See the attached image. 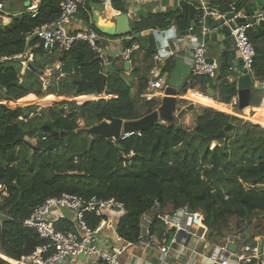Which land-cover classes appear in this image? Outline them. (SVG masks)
<instances>
[{"label": "trees", "instance_id": "obj_1", "mask_svg": "<svg viewBox=\"0 0 264 264\" xmlns=\"http://www.w3.org/2000/svg\"><path fill=\"white\" fill-rule=\"evenodd\" d=\"M64 1L40 0L35 18H30L25 10L12 18L9 25H0V255L5 257L0 258V264L19 261L43 244L23 222L45 199L62 194L84 199L113 198L122 202L124 212L119 215L115 230L123 243L138 242L140 218L155 201L168 214L184 206L198 212L206 240L213 244H223L232 234L233 219L238 234L250 230L251 240L264 236V189L261 188L264 187V128L261 127L264 125L241 120L224 138L216 139L215 135L230 122V116L211 108H199L191 129L178 119L172 124L158 122L140 132V136L118 143L86 133L87 129L111 119L136 121L158 109V98H141L152 68V55L145 49L142 33L166 30L170 23L179 33L190 28L197 31L203 12L196 9L197 5L181 3L175 11L142 15L132 22V33L126 36L129 39L125 47L138 44V49L132 53L131 68L126 76L123 59L112 60L111 67L105 68L103 59L84 41L74 42L68 52L57 48L46 51L34 37L25 43L26 33L59 16ZM123 1L112 0V7L126 13ZM90 2L100 4L101 0L81 3L75 18L100 37L111 38L101 35L89 24ZM243 2L210 0L207 6L210 11L225 15L231 5L241 10ZM205 23L210 29L219 28V22L211 17H207ZM219 32L225 40L231 36L230 30L225 28ZM247 35L255 51L252 75L255 82L263 85L264 23L250 29ZM205 42L207 51L213 50L207 37ZM27 49L31 50L32 64L37 71L45 72L46 67L59 62L60 67L53 72L46 88L37 72L27 69L21 74L23 60L15 57ZM3 58L7 60L1 61ZM235 58L233 50L222 51L215 78L191 76L179 95H185L196 86L206 93L213 85L214 99L229 105L237 95L236 82L229 80L232 75L229 67ZM169 62L167 59L163 73L169 71ZM102 72L108 76L106 87L112 96L109 99L87 101L80 106L73 101H61L43 109L35 104L20 105L29 95L36 100L49 95L79 96L74 95L75 87L71 82L75 79L91 81ZM93 93L89 90L84 94ZM263 94V91L252 90L250 105L257 108ZM45 123H52L54 128H43ZM261 123L264 124V120ZM62 132L74 135L63 147L45 153L47 145L65 141L67 136ZM21 134L35 141L33 147L26 142L12 145ZM219 171L223 177L217 179ZM85 219L94 228L102 218L86 214ZM72 225V220L65 219L54 223L57 231H67ZM163 233L160 231V238ZM171 235L167 232L165 238L169 240ZM255 263L254 259L246 262Z\"/></svg>", "mask_w": 264, "mask_h": 264}, {"label": "built area", "instance_id": "obj_2", "mask_svg": "<svg viewBox=\"0 0 264 264\" xmlns=\"http://www.w3.org/2000/svg\"><path fill=\"white\" fill-rule=\"evenodd\" d=\"M139 1L142 2L144 0ZM81 3V0H65L60 5L59 16L53 22L42 25L26 33L24 37L25 43L27 44L30 38L34 37L42 43L43 49L46 51L57 48L60 51L68 52L71 50L74 42L84 41L93 52L101 57L103 53V38L94 30L89 29L74 35H69L68 33L67 26L75 17ZM100 4L104 8V12L106 10H112V0H101ZM37 10V1L31 2L26 8V11L30 14V18L32 19L35 18ZM1 11H3L2 3H0V12ZM230 14H233L232 21L240 18L246 21L243 25L236 24L235 27L230 30L234 42L236 60H234V63L229 67V71L232 74L229 80L236 82L242 75L241 69L246 70V72L253 77L251 66L255 51L249 41L247 32L253 27L264 23V5L252 16L241 14L240 10H236L235 6H231ZM205 15L212 16L214 13H205ZM204 31H207V29H204ZM173 41L176 49H182L189 53V69L191 76H207L210 79L215 78L218 65L214 62H207V49L204 41L185 38ZM135 50V45H131L124 50L122 56L129 62ZM161 51L165 52L166 50L162 49ZM169 54L170 50L168 49L167 56ZM15 58L23 60L21 62L23 65H25L26 61H32L30 54H21ZM161 59L163 58L158 54H155L153 57L154 63L150 70L147 90L146 93H144L145 95H142V98L145 100L153 99L154 94L162 92L165 87L164 75L159 68ZM4 60H7V58H3L1 61ZM239 62H241V69ZM43 85L44 88H46L45 83ZM111 97L110 95H101L94 96L93 99L97 101L99 99L106 100ZM263 102L264 94L259 109L262 107ZM230 105L238 110L237 95L232 98ZM254 114L255 111L253 112V115ZM132 136H140V132L120 133L117 140L113 138H110V140L114 143H118ZM41 140L45 141V137H42ZM62 211H68L73 215V225L67 231L55 230L54 223L58 219L51 218L56 214L55 217L59 216ZM123 212L124 204L113 198L84 199L71 194H62L59 197L47 198L41 205L37 206L28 219L23 222V226L33 230L39 239L43 241V244L36 247L32 254L21 257L19 261L8 262L11 264H72L74 261L84 260L86 264H123L120 260L121 255L125 252L127 247L134 245L123 243L121 238L116 234L115 223L119 215ZM86 214H91L102 219L96 227L92 228L85 219ZM104 215H106L107 218H103ZM154 223L161 224L165 228L166 233L171 232L172 229L174 230V232H171L172 235L169 240L163 237V243L157 245V249L162 257L167 254L170 247L176 245L181 246L188 237L189 240L194 239L197 242L204 240L203 236L200 234V229H202L201 215L198 212H189V209L184 206L168 214L165 213L155 201L153 206L147 212L143 213L140 218V234L138 242L135 243V245L148 247L152 244L149 241H145V239L150 238L149 231ZM105 230L115 236L114 238L117 243H122L123 245L120 247L106 248L104 246V239H101L102 235H105ZM229 238L230 237H228L223 244L214 246L208 257V260L212 264H228L233 257L241 264H246L250 259H254L256 261L255 264H262L257 248L245 246L242 248L240 254H234L230 251L228 249ZM237 238L240 239V236H237Z\"/></svg>", "mask_w": 264, "mask_h": 264}, {"label": "crops", "instance_id": "obj_3", "mask_svg": "<svg viewBox=\"0 0 264 264\" xmlns=\"http://www.w3.org/2000/svg\"><path fill=\"white\" fill-rule=\"evenodd\" d=\"M209 1L210 0H144L141 2L139 0H124L123 4L126 10V13L117 11L112 7L111 11L106 10L105 12L101 14L107 20L112 19L117 14H126L129 17V20L132 24V22L138 21L139 17L142 15L175 11L176 9L180 8L181 3H184L189 6L197 5L196 9L203 12V16L201 19V27L199 30H197V31H200L201 34L197 36L196 35L197 31H193L190 28L188 31L191 30L192 34L185 36L184 38L190 39V40L204 41V43L206 44L205 38L207 37V39L209 40V42H211V45L213 46V50L207 51V59H210L212 62L218 65V58L222 51H226L230 49L235 52L234 42H233L232 37L230 36V38L225 40L224 35L219 32L223 28L227 30H231V27L229 26L228 23H224V24L219 23V28L210 29L206 26L205 20L207 17H211L213 20L219 22V19H221L227 14H230V12L225 15H220L216 11H210V9L207 6ZM252 1H256V0H244L242 4L250 3ZM31 2H34V0H10V11L8 12V14L2 11L0 12V25H3V26L9 25L12 18L22 15ZM262 2L264 5V1ZM231 6H234V5H231ZM89 12H90V9L88 11V16H89ZM205 13H214V15L212 16L205 15ZM172 27L174 28L176 33H179L176 30V27L174 26L173 23H172ZM204 29H207V31H204ZM67 30H68L69 35H74L76 33L85 32L88 29L84 23H82L80 20H77L74 17L71 20V22L68 24ZM212 36H215L214 41H212ZM128 39L129 38L126 36L125 37L103 38V41H102L103 53L101 55V58L103 59V65L105 68H110L112 65L111 61L117 58L123 59L124 62L126 61L124 57L122 56V54L124 50L127 49L125 47V41H127ZM168 45H169L170 54L166 58L161 59V61L159 62V68L161 71H163V67L165 65L166 60L167 59L170 60L169 71L166 73L162 72V74L164 75V79H165V87L162 92L155 93L153 96L154 98L159 99L160 101L159 107L164 97H172V98H176V103H175V105H177L176 114L179 110L186 107L187 105L193 104L196 107L194 114H196V112L198 111L197 108L199 107V108H211V109L222 112L229 116L235 115V112L237 110L234 107H232L230 104L226 105V104L218 103L214 99V97L209 96L207 93L201 92L199 90V86H196L194 90H187L185 95L183 96L179 95V91L184 86V84L189 83V78L191 77L190 69H189V53L182 49L181 50L176 49L174 47V41H170ZM144 46L146 49V46H147L146 38H145ZM135 47L137 50L138 44H135ZM25 53L31 55V50L27 49L24 52V55H27ZM142 55L143 53L141 52L139 54V59L142 57ZM154 55L155 54L152 55V60H151L152 67L154 63L153 62ZM27 62L29 61H26L25 65L21 64L22 65L21 74H23L25 70H27V67H26ZM59 67L60 65L58 61H56L53 66L46 67L45 72H44V77L43 78L41 77L43 84L45 83L46 87L49 86L50 84V77L52 76L53 72L57 71ZM130 68H131V63L129 66V70ZM127 75H128V72H126V76ZM149 77H150V73H149ZM144 93H146V91ZM142 95H141V98H142ZM94 96H95V93L91 95H87V94L79 95V96H75L72 98L56 97L54 95H49L42 100H36L34 96L29 95L25 97L21 102L28 103L26 105H29L34 102L43 103V104L48 102L47 106L51 107L54 104L59 103L61 101H69V100H72L73 102L94 101L95 100L93 99ZM180 101H185L186 104L185 105L179 104ZM208 102H211V104L208 105ZM263 117H264V108L260 107V109L258 108L255 110V114L250 117V120L254 123L258 122V124L263 125V123H261V120L263 119ZM181 119L180 120L183 123V125L187 127L190 124V122H192L193 124L194 115L190 112H187L184 114V116ZM24 138L27 139V137H24ZM27 141L30 143L31 141L34 142V140H30V139H28ZM262 188L264 189V187ZM56 215L52 216L51 218L52 219H65V220H70V221L73 218L72 213L68 211H62L60 212L59 216L55 217ZM233 222L235 223L236 221L233 219L230 223L231 224L230 230L233 229V232H231L232 234L228 236L230 237L229 238L230 240L228 242V247L232 248V252L234 254H240L242 251V248L245 246L258 249V242L262 241L260 259H261L262 264H264V261H263L264 236H257L253 240H251L249 238L250 230H247V231H244L243 233L238 234L239 229H236L235 225H233ZM160 231L164 232L163 237H165V234H166L165 228L159 223H154L149 231L150 238L145 239V241H149L152 244H150L148 247H142L137 244L127 247L125 252L120 257L121 262L123 264H212L208 260V257L210 253L212 252L214 246L217 244H213L207 241L206 235L202 229H200V234L203 236L204 240H200L197 242L194 239H190V240L187 239L188 241L186 240L181 246L176 245V246L170 247L169 251L164 257L161 256L160 252L157 249V245H161L163 243L162 241L163 237L162 238L159 237ZM237 236H240V239H238ZM114 237L115 236L110 233L108 235L106 234L102 235L101 239H104L105 241L104 246L106 248H112V247H117V246L120 247L123 245L122 243H117ZM192 241L193 243H191ZM0 257L2 256L0 255ZM10 262H13V261H10ZM72 264H86V262L84 260H81L77 262L74 261ZM228 264H241V263H239L237 259L233 257L229 261Z\"/></svg>", "mask_w": 264, "mask_h": 264}, {"label": "water", "instance_id": "obj_4", "mask_svg": "<svg viewBox=\"0 0 264 264\" xmlns=\"http://www.w3.org/2000/svg\"><path fill=\"white\" fill-rule=\"evenodd\" d=\"M39 2L40 0H34ZM82 4L86 3V0H81ZM0 3L3 5L4 13L8 14L10 11V0H0ZM90 12H89V24L94 27L101 35L107 37H125L132 33L131 30V22L129 17L126 14H117L112 19L107 20L103 17L101 13L104 12V8L101 4L96 3H88ZM263 6L262 0L252 1L250 3H244L242 5V9L240 10L241 14L245 16L254 15L258 9ZM233 14H227L223 18L219 19L220 24L228 23L231 29L235 27V25H243L246 21L243 18L232 21ZM170 22L169 20L167 21ZM192 31L180 32L176 33L174 28L172 27V23L166 30H146L142 33V36H145L147 46L146 50L151 54H158L160 57L165 58L167 56V51L169 49L168 43L173 40H181L185 36L191 35ZM200 31L196 32V35H200ZM139 35H137L138 37ZM165 49V52L161 50ZM208 63H212L210 59H207ZM241 69V62H239ZM130 63L128 61L124 62V71H129ZM27 69L31 71L37 72L40 77H44V72L37 71L32 62H27ZM242 75L236 80V88H237V100H238V111H240L244 115H249L251 112H254L258 108H254L250 105V96L252 90H264V85L255 82L254 78L246 72V70L241 69ZM108 80V76L105 73H99L97 77H95L91 81H85L83 79H75L71 82V84L75 87V95H84V93L92 90L95 93V96L101 95H110L109 90L106 87V82ZM213 85H210L206 91V93L214 97V89ZM176 98L172 97H164L162 99V103L160 107L152 112L151 114L144 116L141 119L136 121H121L116 119H111L107 122H103L99 125L91 127L86 130V133L92 137L102 136L104 138L110 139L113 138L115 140L118 139L120 133H130V132H142L148 129L150 126L160 122L164 124H172L175 119L180 120L185 113L190 112L193 115L195 111V106L193 104H189L186 107L179 110L176 114ZM176 114V115H175ZM243 118L240 116L231 115L230 122L223 128V130L219 131L216 135V139L224 138L225 135L234 127V124L240 122ZM43 128H48L52 130L54 125L52 123H45ZM63 133V132H62ZM67 137L64 142L49 144L44 148V152L47 153L50 150H56L64 146V144L68 143L74 133H63ZM17 142H26L33 147V144L28 142L23 135H19L18 138L14 141L12 145ZM92 142V139L90 140ZM222 171L218 172L217 179L222 178ZM191 212V210H189ZM171 232H174L172 229ZM182 235V234H181ZM189 240V237H188ZM187 240V241H188ZM262 241L258 242V254L261 252ZM230 251H232L231 247H228ZM5 258V257H0ZM5 260V259H4Z\"/></svg>", "mask_w": 264, "mask_h": 264}, {"label": "rangeland", "instance_id": "obj_5", "mask_svg": "<svg viewBox=\"0 0 264 264\" xmlns=\"http://www.w3.org/2000/svg\"><path fill=\"white\" fill-rule=\"evenodd\" d=\"M263 92H264V90H263ZM263 97V96H262ZM72 98V97H71ZM262 100V99H261ZM69 101H72V100H69ZM85 102V101H84ZM83 101H78V102H74L77 106H79V105H81L82 103H84ZM26 104H28V103H20V105H22V106H25ZM31 104H35V105H37L40 109H43V108H46V107H48L47 106V104H48V102H46V103H38V102H34V103H31ZM30 105V104H29ZM257 108H259V106L257 107ZM197 109H199V107L197 108ZM251 113H253V112H251ZM235 114H236V116H240V117H242L243 119V121H248V122H250V123H252V124H256V125H259V126H261L260 124H258V122L257 123H253L251 120H250V117L252 116H250V114H249V116L248 115H244V114H242L240 111L239 112H235ZM182 120V119H181ZM262 120H264V117H263V119ZM261 120V121H262ZM264 125V124H263ZM188 128H193V124H192V122H190V124L187 126ZM262 128H264L263 126H261ZM26 139V138H25ZM26 140H28V138L26 139ZM35 142V141H34ZM34 142L33 141H31V143L32 144H34ZM214 145V144H213ZM262 188V187H261ZM263 189V188H262ZM233 225H235V223L233 222ZM231 232H233V229L231 230ZM106 235L107 234H109V232L107 231V230H105V232H104ZM191 243H193V241L191 242Z\"/></svg>", "mask_w": 264, "mask_h": 264}, {"label": "bare ground", "instance_id": "obj_6", "mask_svg": "<svg viewBox=\"0 0 264 264\" xmlns=\"http://www.w3.org/2000/svg\"><path fill=\"white\" fill-rule=\"evenodd\" d=\"M209 104H211V102H208V105H209ZM262 107L264 108V102H263V104H262Z\"/></svg>", "mask_w": 264, "mask_h": 264}]
</instances>
